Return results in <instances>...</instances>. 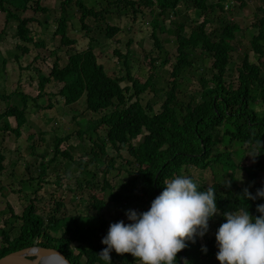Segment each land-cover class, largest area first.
Segmentation results:
<instances>
[{
    "label": "trees",
    "instance_id": "obj_1",
    "mask_svg": "<svg viewBox=\"0 0 264 264\" xmlns=\"http://www.w3.org/2000/svg\"><path fill=\"white\" fill-rule=\"evenodd\" d=\"M58 1L61 4L62 17L56 27L55 36L65 47L75 44V39L70 38L68 34L67 10L72 8L78 12L79 25L86 34L92 30L85 24L87 18H94L96 22L104 20L107 28L101 30L99 37L105 41L115 40L124 32V29L113 23L115 19H128L126 22L132 25L144 20V9L150 8V14L153 16V20L148 21L152 28L151 38L159 51L162 49L159 34H166L169 30L165 23L170 18L173 22V16L185 21L173 24L176 27L173 33L176 37L177 55L171 64L170 86L166 90L160 109H157L155 104L142 100L150 92L152 81L142 84L132 78L129 48L126 55L123 50L115 51L116 55L125 59L127 75L123 79L111 76L107 67L99 63L94 44L97 41L94 39L90 40L89 46L82 51L75 47L70 53L67 49V62L61 67L56 61L49 77L38 73L35 101L54 97L55 94L51 96L50 92L57 87L58 97L63 100V105H75L85 99L90 114V118L78 131L90 145L85 155L77 157L71 145L67 149H61L60 145L65 141L63 137H55L53 152L48 161L45 155L36 153L32 145V155L43 158V172L39 174L38 180L46 176V165L49 168L50 165L58 163L59 158H65L68 163H74L81 170L85 166L87 170L88 164L84 157L89 159L90 164L106 165L110 157L109 149L118 150L122 146L128 155L125 159L126 166L132 169L136 167L138 172L132 174L136 178L129 180L114 194L115 201L122 207L141 203L144 205V212L147 211L151 202L163 191L167 181L177 175L192 178L191 170L194 169L211 172L216 176L222 174L231 182L230 187H225V182L218 181L212 185L200 186V190L214 187L222 221L225 211H235L246 206L250 215L258 216L256 207L264 204V199L243 200L240 196L245 188L255 195L258 189L264 187V147L254 160L246 155L248 150L253 153L256 140L264 142V115H259L260 110L255 111L256 106L264 105V61L261 60L264 55V8L257 9L260 19L251 24L257 34L249 43L250 50L259 55V61L253 62L245 53L243 61L236 65V76L232 78L228 76V72L229 65L237 62L235 54L238 52V44L235 40L237 37L245 38V31L236 23L226 20H223L225 26L220 35L208 31L207 28L213 15H227L236 3H241L240 0H116L109 8L100 12L88 8V0ZM40 2L41 0L37 1L35 9L34 5H30L31 0H0V9L5 14L6 22L17 23L15 38L25 44L19 46L25 55L29 54L26 44L33 43V40L36 42L30 29V23L35 20L25 14L33 8L35 12L47 11L40 6ZM183 7L186 8V14L181 12ZM187 11L191 13L187 15ZM128 30H132V27ZM39 41L41 44L38 46L42 48L47 43L44 38ZM198 51L212 56L210 71L213 75L209 79L201 75V89L189 95L188 101H185V72L195 67L194 59ZM146 60L154 69L153 64L160 58L148 56ZM168 62L170 61L166 60L164 63ZM124 82L132 83V89L129 85L123 87ZM10 96L0 97V101L5 102ZM15 96L21 98L23 108L9 106L0 113V132L20 136L21 128L28 122L27 104L32 98L21 92ZM53 107L54 104L51 103L49 108ZM11 118L16 121L15 128L11 125ZM227 144L236 148L215 153L217 147ZM243 145L246 147L243 148ZM116 157L112 156L108 160V168L105 171L107 180L101 188L104 192H110V189L114 188L109 174L117 169ZM4 159V154L0 151V174L4 170ZM245 159H251L249 166L246 165ZM55 168L60 170L62 167ZM128 172L132 171L128 169ZM86 173L92 178L86 184L97 188L94 182L96 176L88 171ZM238 173L243 175L248 184H240ZM24 176L28 181L35 180L27 172H24ZM55 177V184L60 185L63 178L59 175ZM66 177L70 178L68 174ZM91 198L94 201L92 214L84 218L63 212L62 202H57L56 208L44 216L32 200L21 216L12 214L6 222L9 224L10 219L21 221L19 232L12 233L13 228L8 232L0 231V259L38 245L56 248L71 264H105L97 254L105 247L101 240L107 235L109 228V219L105 213L108 202L105 198L99 199L96 194H92ZM97 218L100 219L98 226L92 222ZM202 248H206V252L202 251ZM217 251L215 237L210 238L204 245L197 238L195 243L188 242L187 247L177 254L176 264H180L182 259H186L188 264H203L205 260L216 257ZM116 255L114 251L110 253L111 264H129V254Z\"/></svg>",
    "mask_w": 264,
    "mask_h": 264
},
{
    "label": "rangeland",
    "instance_id": "obj_2",
    "mask_svg": "<svg viewBox=\"0 0 264 264\" xmlns=\"http://www.w3.org/2000/svg\"><path fill=\"white\" fill-rule=\"evenodd\" d=\"M37 1L39 0H31L30 3V5H34L35 9ZM115 1L88 0L87 7L100 12L109 8V5ZM240 1L241 3H236L227 15L222 16L219 13L213 15L211 24L207 28L208 31L220 35L222 28L225 26L223 25V20H226L230 23H236L245 31V38L239 39L237 37L235 40L238 44V52L235 54L237 62L229 65L230 70L228 72V76L232 78L236 76V65L243 61L245 53L248 54V57L253 62H258L260 58L258 54L250 50L249 43L257 34L251 28V24L259 21L257 9L260 7L264 8V0ZM40 6L47 9V11L40 10L35 12L33 8L34 10L31 9L25 14L26 17L35 20V22L30 23V29L36 38V42L33 40V43L26 44L29 49V54L27 55L23 54L19 49V46H25V44L23 42L20 43L15 38L17 23L6 22L5 14L0 9V97L4 98L5 96L7 98L11 95V98L6 99L5 102L0 101V113L9 106H17L19 109L23 108V101L18 96H15L19 92L32 98V101H28L27 104L29 108L27 111L28 122L21 128L22 135L0 132V151L3 152L5 157L3 161L4 170L0 174V231L8 232L13 228L12 233L19 232L22 225L21 221L10 219L9 224L6 222L11 218L12 214L21 216L32 200L44 216L56 208L57 202L63 203L61 210L67 212L68 215H77L81 218L89 216L92 214L91 210L94 202L91 198L92 194H96L99 199L105 198L107 200L108 205L105 213L109 219V225L121 220L127 224L129 221L125 213L130 209L142 213L144 212V205L131 203L122 207L114 199V194H117L125 183L136 178L132 174L138 173L136 167L132 169L126 166L125 159L128 158V155L126 149L122 146L118 150L109 149L110 157L107 159L106 165L90 164L89 159L84 157L88 164H85L87 170H85V166L81 170L74 163V165L68 163L65 158H59L58 163L50 165L49 168L46 165V176L42 180H38L39 174L43 172L41 168L43 158L32 155V145H34L36 153L46 156L47 161L52 155L55 137H63L65 141L60 145V148L64 150L71 145L77 157L85 155L90 146L89 142L78 134L81 126L90 118L85 99L75 105L65 106L62 103L63 100L58 97L59 89L55 87L50 92L51 96L55 94L54 97L35 101L38 89V73L41 72L42 76L49 77L52 66L56 61L61 67L67 62V49L70 53H72L71 49L74 51L75 47L82 51L89 46L90 40L94 39L97 41L94 44L99 63L107 67L111 76L123 79L127 75V68L124 64L125 59L116 55L115 51L117 49L123 50L126 55L128 53L127 48H129L132 78L142 84L147 83L149 80L152 81L150 92L142 100L151 102L156 105L157 109H160L164 102L166 90L170 86L171 64L177 55L176 37L173 33L176 27L173 24H180L185 20L176 19L173 16V22H171L170 18L165 23L169 30L166 34H159L162 42V49L159 51L151 38L152 28L148 21H152L153 16L150 14V8L144 9L146 14L144 20H139L132 25L126 22L128 19H122V21L115 19L113 23L124 29V32L111 41L107 39L105 41L104 38L99 37L101 30L107 28V23L104 20L96 22L94 18H87L86 22H84L87 28L92 30L89 34H86L79 25L78 12L72 8L67 10V18L69 20L68 34L70 38L75 39V44L72 47H65L61 45L60 39L55 36L56 27L62 17L60 2L58 0H41ZM185 9L184 7L181 9L184 14H186ZM189 13L191 12L187 11V15ZM107 17L109 16L107 15ZM129 27H132V30L129 31ZM43 38L46 39L47 43L42 48L38 45L41 44L39 39ZM148 56L160 58L156 64H153L154 69L147 63L146 57ZM195 56V67L185 72V77H187L186 86L183 89L187 91L185 101H188L189 95L195 94L196 91L201 89L199 82L201 75H204L203 77L206 79L211 78L213 75V72L210 71L213 64L212 56L202 54L201 51H198ZM166 60L170 62L165 64ZM261 60L264 61V55L261 56ZM128 85L132 89V83L124 82L122 84L123 87ZM51 103L54 104V107L50 109L49 105ZM258 110H260L259 115H264V105L261 107L256 106L255 111ZM9 120L12 127L15 128L16 121L12 118ZM77 123L80 124L77 125ZM245 147L243 145V148ZM235 148L228 144L220 145L215 149V153H222L224 149L234 150ZM250 154H252V150H248L246 153L247 156ZM112 156H117V169L109 171V180L114 188H111L110 192H104L101 188L104 187L107 180L105 171L108 168V160ZM245 163L249 166L251 159H245ZM56 166H61L62 168L59 170L55 168ZM128 169L132 172L129 173ZM87 171L91 175L96 176L94 182L97 188L86 184L92 179L87 176ZM24 172H27L35 180L28 181V178L24 176ZM66 174L70 178H67ZM240 174L238 173L237 175L240 184L243 185L244 182L248 184L242 174L240 178ZM56 175L63 178L60 185L55 184ZM191 176L200 186L212 185L215 181H228L227 176L222 174L216 176L212 175L211 172H200L194 169L191 170ZM38 185H40L39 188ZM92 222L98 226L100 219H93ZM222 223L224 221H222L221 215L215 216L214 220L209 223L208 232L203 238H199L202 245L206 244L210 238L215 237V233ZM57 236H61V234H57ZM129 258V264H137L131 255H129ZM113 264L120 263L114 262ZM203 264H219V262L214 257L210 260H205Z\"/></svg>",
    "mask_w": 264,
    "mask_h": 264
},
{
    "label": "clouds",
    "instance_id": "obj_3",
    "mask_svg": "<svg viewBox=\"0 0 264 264\" xmlns=\"http://www.w3.org/2000/svg\"><path fill=\"white\" fill-rule=\"evenodd\" d=\"M262 147L264 142L256 140L253 153L248 157L254 160ZM224 185L230 187L231 182L226 181ZM240 198L264 199V187L255 195L245 188ZM256 211L259 213L256 217L250 215L247 206L223 213L225 222L215 233L219 264H264V204L257 205ZM125 215L129 223L121 220L110 224L107 235L101 240L105 247L97 255L105 264H111L113 251L121 256L131 255L137 264H176L177 254L188 242L203 238L209 230V221L221 213L214 187L200 190V185L191 177L177 175L164 184L163 191L147 211L130 209ZM202 251L206 252V248ZM58 252L48 259L67 264ZM183 264L188 261L185 259Z\"/></svg>",
    "mask_w": 264,
    "mask_h": 264
},
{
    "label": "water",
    "instance_id": "obj_4",
    "mask_svg": "<svg viewBox=\"0 0 264 264\" xmlns=\"http://www.w3.org/2000/svg\"><path fill=\"white\" fill-rule=\"evenodd\" d=\"M55 252L58 251L52 250V248L33 246L5 256L0 259V264H63V262H53L48 259ZM58 253L65 258L67 264H71L64 255ZM180 264H183V259Z\"/></svg>",
    "mask_w": 264,
    "mask_h": 264
}]
</instances>
